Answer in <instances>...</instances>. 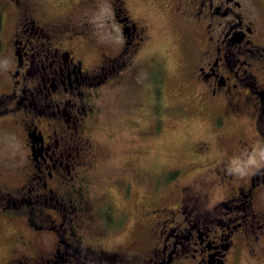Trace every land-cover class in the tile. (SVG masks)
I'll use <instances>...</instances> for the list:
<instances>
[{"label":"flooded vegetation","instance_id":"1","mask_svg":"<svg viewBox=\"0 0 264 264\" xmlns=\"http://www.w3.org/2000/svg\"><path fill=\"white\" fill-rule=\"evenodd\" d=\"M105 2L99 22L101 0H0V135L16 147L0 169V224L16 226L12 264H51L60 252L66 264H264V166L232 170L264 152V0ZM137 7L174 20L180 68L214 133L167 169L197 173L143 211L136 242L152 244L134 252L109 246L99 209L95 233L84 218L91 173L107 155L92 136L102 91L141 86L153 63L170 75Z\"/></svg>","mask_w":264,"mask_h":264},{"label":"rangeland","instance_id":"2","mask_svg":"<svg viewBox=\"0 0 264 264\" xmlns=\"http://www.w3.org/2000/svg\"><path fill=\"white\" fill-rule=\"evenodd\" d=\"M136 10L152 19L154 45L166 60L170 75L153 63L144 73L141 86L137 82L127 81L117 86L109 85L102 91L98 101L100 111L92 127V136L107 155L98 161L91 173L89 202L84 218L86 231L93 234L96 224L91 212L96 215L99 209L102 215L101 205L112 206V215L115 210L122 216L123 222L113 228L99 219L109 232L106 241L109 246L134 252L145 250L152 244L149 240L146 243L136 242L139 236L141 240L145 239L144 232L137 225L143 211L156 205L159 197L170 201L177 186L189 181L197 173L194 170L182 172L184 169L181 167L179 171L182 175L170 179L165 175L167 169L183 161L195 140L214 133L211 131L212 120L210 122L208 112L200 111L192 97L199 86L186 79L180 68L182 64L179 63L176 50L178 33L174 20L162 13L159 15L160 12H154L151 8L137 7ZM107 15L108 4L101 0L96 19L100 22ZM100 27V35H107V29L102 24ZM12 140L10 134L0 135L2 171H6L7 162L14 157L16 147ZM97 200L100 201L95 208ZM18 226L21 228V225ZM15 228V225L2 227L0 224V264H12L10 258L18 257L9 250L13 236L11 230ZM48 240L45 239L44 245L49 243ZM60 255L62 258H55L51 264H66L65 258L70 254L60 252ZM72 257L82 259V255L76 252H72ZM240 260L247 264L243 257ZM130 264L141 263L133 260Z\"/></svg>","mask_w":264,"mask_h":264},{"label":"clouds","instance_id":"3","mask_svg":"<svg viewBox=\"0 0 264 264\" xmlns=\"http://www.w3.org/2000/svg\"><path fill=\"white\" fill-rule=\"evenodd\" d=\"M261 166H264V152L261 153L259 160H257L255 155H251L247 158L246 161L238 163L237 166L232 170L238 172L239 175L243 176L247 174L246 170H249L252 167L258 168Z\"/></svg>","mask_w":264,"mask_h":264},{"label":"trees","instance_id":"4","mask_svg":"<svg viewBox=\"0 0 264 264\" xmlns=\"http://www.w3.org/2000/svg\"><path fill=\"white\" fill-rule=\"evenodd\" d=\"M175 174H176V171L168 172L165 175H167L170 179H172V178H174ZM112 210H113V208L109 204H107L106 207L103 206L102 207V217L104 218V220L107 222L108 225L115 228V227L119 226V224H120V217L117 214H116V216H113ZM114 212H116V211L114 210Z\"/></svg>","mask_w":264,"mask_h":264}]
</instances>
